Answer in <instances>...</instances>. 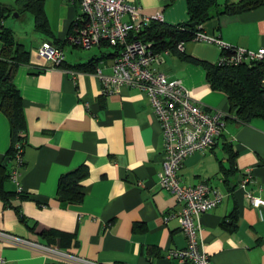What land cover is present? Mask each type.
<instances>
[{
    "label": "crops",
    "instance_id": "0c3cea01",
    "mask_svg": "<svg viewBox=\"0 0 264 264\" xmlns=\"http://www.w3.org/2000/svg\"><path fill=\"white\" fill-rule=\"evenodd\" d=\"M27 1L0 0L1 23L14 4L15 13L27 11L23 7ZM37 1L49 33L33 26L41 35L33 50L25 49L2 23L25 51L26 60L16 65L12 76L23 124L16 182L8 178L13 166L12 158H6L10 129L0 113V165L5 164L0 168V230L94 264H180L168 254L186 243L176 217L181 204L158 184L163 140L146 94L126 86L100 93L93 71L98 67L110 74L111 50L99 45L97 51L73 52L65 38L79 14L77 4ZM124 1L146 16L160 15L159 21L167 24L187 20L185 0ZM215 1L222 5L226 0ZM200 28L234 48L264 49V3L235 14L214 15ZM44 41L61 48L62 65L53 66L36 55ZM155 54L157 72L177 80L194 103L224 115L216 143L187 155L178 170L180 183L203 182L222 194L220 203L199 216L201 249L209 264H264V205L253 208L246 198L249 193L264 201V120L239 122L224 93L205 82L203 70L192 59L217 62L216 45L189 40L180 49L175 46ZM89 60L94 62L91 68L75 67ZM79 164L87 168L81 201L58 200V176ZM245 172L252 181L241 187ZM0 257L5 264H73L5 242H0Z\"/></svg>",
    "mask_w": 264,
    "mask_h": 264
},
{
    "label": "built area",
    "instance_id": "2783aa9c",
    "mask_svg": "<svg viewBox=\"0 0 264 264\" xmlns=\"http://www.w3.org/2000/svg\"><path fill=\"white\" fill-rule=\"evenodd\" d=\"M76 3L79 14L70 25L65 42L73 47L91 48L105 45L110 48V74H104L98 67L93 75L100 84V93L115 92L119 86L143 91L151 111L159 123L163 140L162 171L158 174L160 188L171 193L181 204L177 212V222L185 237V246L168 254L180 264H209L208 255L198 241L199 216L214 208L222 199V194L206 183L185 185L180 183L178 170L182 160L194 152L211 148L220 136L224 126V115L218 109L205 110L194 103L189 92L177 80H169L153 68L157 61L150 42L138 38V32L151 20H159L160 15L146 16L138 6L124 0H66ZM191 41L214 44L220 50L218 63L237 65L243 62L264 60V49L256 52L231 47L214 36L201 31L192 35ZM181 48V42L176 44ZM36 55L57 66L63 60L60 47L49 42H41ZM22 144H13V166L8 178L16 182L17 168L22 164ZM251 176L245 172L240 186L250 182ZM253 208L264 205L257 196L246 193ZM0 242L11 246H23L42 255L73 264H94L68 252L23 239L0 230ZM0 264H5L0 257Z\"/></svg>",
    "mask_w": 264,
    "mask_h": 264
},
{
    "label": "trees",
    "instance_id": "16d2710c",
    "mask_svg": "<svg viewBox=\"0 0 264 264\" xmlns=\"http://www.w3.org/2000/svg\"><path fill=\"white\" fill-rule=\"evenodd\" d=\"M185 2L186 21L171 25L159 20H151L138 32V38L150 42L154 52L173 49L177 43L191 40L195 32L201 31L200 25L214 15L235 14L249 10L264 3V0H226L222 5H218L215 0H185ZM23 7L32 14L36 30L48 34L49 29L40 2L29 0ZM190 23L195 25L190 27L188 25ZM0 40V113L6 118L10 129L11 143L6 158L11 161L13 155L11 145L22 138L20 132L23 129L21 98L13 84L12 76L16 65L26 60V55L25 51L19 49L9 31L3 28L1 20ZM192 61L203 70L207 85L224 93L230 111L239 122L246 123L258 118L264 120V60L237 65H222L218 61L210 63L194 58ZM62 62L63 60L57 66L62 65ZM93 63L89 60L75 67L91 68ZM228 149L230 158L233 151L231 146ZM4 167V163L0 165L2 170ZM86 175L87 168L84 164L61 173L57 178L55 197L69 204H78L82 199V181Z\"/></svg>",
    "mask_w": 264,
    "mask_h": 264
},
{
    "label": "rangeland",
    "instance_id": "374dc122",
    "mask_svg": "<svg viewBox=\"0 0 264 264\" xmlns=\"http://www.w3.org/2000/svg\"><path fill=\"white\" fill-rule=\"evenodd\" d=\"M12 4V3H11ZM14 8L17 9L18 6L14 4L12 10L4 12L2 18V23L5 27L11 29L14 34V38L23 44L24 48H29L33 50L35 43L41 35L33 29L35 22L33 21L32 14L30 12H20L19 14L15 13ZM67 48H71L73 52H91L98 50L96 47L91 48H79V47H70L66 45ZM101 50L109 51L110 48L101 47Z\"/></svg>",
    "mask_w": 264,
    "mask_h": 264
},
{
    "label": "water",
    "instance_id": "95a60500",
    "mask_svg": "<svg viewBox=\"0 0 264 264\" xmlns=\"http://www.w3.org/2000/svg\"><path fill=\"white\" fill-rule=\"evenodd\" d=\"M188 25L191 27V26H194V25H195V23H190V24H188Z\"/></svg>",
    "mask_w": 264,
    "mask_h": 264
}]
</instances>
